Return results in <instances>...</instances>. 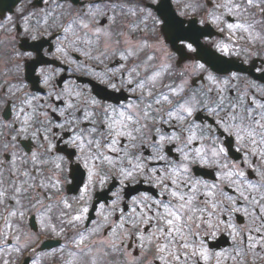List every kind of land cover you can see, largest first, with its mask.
Segmentation results:
<instances>
[{"label": "flooded vegetation", "instance_id": "flooded-vegetation-1", "mask_svg": "<svg viewBox=\"0 0 264 264\" xmlns=\"http://www.w3.org/2000/svg\"><path fill=\"white\" fill-rule=\"evenodd\" d=\"M13 1L0 0V166L22 167L20 173L11 172L3 186L8 196L15 194L12 192L10 181L14 180L19 185L26 180L25 187L33 183L37 185L35 188H29L26 197L17 196L24 206L22 210L26 211L23 225L17 224L16 218H11L14 225L20 228L19 236L22 245L39 232V222L44 214L40 205H36V208L31 207L30 199L36 197L37 193L47 191L51 200L42 197L46 204L57 206L64 198L68 199L69 203H73V198L80 194L82 182L86 183L85 170L74 161V157H70L73 160L70 165L72 171L65 173L68 175L69 183H62L60 191L39 187L40 184L48 185L58 175L54 167L55 156L67 157L69 153L75 151L65 143L73 135L65 123L66 119L79 118L81 111L91 110L74 111L68 107L69 104H82L87 97H95L104 104H111L118 109L128 104L140 105L142 108L145 101L140 100L141 91L132 90L136 87V82L145 81L156 69L161 71L162 76L167 70L166 68L162 71L164 66L170 63L176 64L181 68L182 82H157L153 96L158 97L161 92L170 95L168 86L176 88L182 86L183 99H187L197 109L191 119L202 127L212 125L216 135L228 143L231 138L215 129L211 114L204 110L205 104L215 107L218 102L217 97L221 95L215 91L216 85L208 82L209 73L218 79H224L231 72L239 73L240 79L232 81L233 86L228 87L221 95L225 105L235 103L238 97L246 99L247 95L255 96L258 102H262L260 89L264 88V71H257V69H264V49H261L259 45L249 48V51H257L259 55L227 56L231 58L229 66L234 68L224 75L214 71L202 61L203 59L213 61L216 52L219 53L215 43L225 40L219 35V27L209 22L210 17L207 13L212 8L209 0H171L173 6L167 2L168 0H43V2L20 0L12 8ZM187 3L193 6L200 5V7L192 11L184 7ZM57 4L62 7H57ZM92 5L95 7L90 9ZM136 5L141 8L146 7L151 17L139 11H131L130 9L135 8ZM89 10L97 12L94 20L87 17ZM180 12H185V15H180ZM153 18L158 22L154 23ZM245 18L249 21H264V14L256 12L254 17L249 14ZM225 19L231 22L235 17L225 16ZM201 20L206 22L201 24L199 22ZM81 21L88 23L89 28L83 29L80 26ZM166 21L167 26H164ZM70 24L68 39H64V29ZM172 24L176 29L175 44L179 45L181 55L173 48L170 35ZM206 24H211L214 28L209 29ZM258 27L259 25H257V31ZM97 28L101 29L99 34L96 32ZM32 36L37 38L32 39ZM233 37L231 41L235 42L236 37ZM91 39L96 40L95 46L90 44ZM184 39L193 43L196 51H189L184 47L180 42ZM74 40L75 44L72 43ZM144 44L148 46L142 47ZM244 47H248L245 41L237 43V50ZM57 48H64L67 54L58 52ZM77 48L79 51L75 50ZM25 51L33 52V56L31 58L17 56L18 52ZM130 51L135 52L136 55H129ZM122 56L127 58L122 59ZM149 56L152 57L151 60L148 59ZM92 59H95L97 64H92ZM198 64H203L207 70H200L196 67ZM17 65H19V71H17ZM41 68L46 69V74L50 77L47 85L40 73ZM132 68L136 69V73L132 74L133 83L129 84L127 70ZM86 78H93L98 82H90ZM189 78L192 82H187ZM105 79L109 80V83L117 84V88L109 87L103 82ZM194 80L196 82H193ZM253 84L256 85L255 88L251 87ZM77 93H81L79 98ZM56 96H61V99H56ZM177 99L180 98L177 97ZM29 100L31 104L26 103ZM151 100L152 98H148L146 102ZM160 107L161 105L153 104V108ZM170 107L163 104L159 115L152 113L155 116V125L160 129L159 134L149 121L147 129L140 133H133L137 137L134 149L129 147V141L126 138L120 139L119 147L128 151V157L122 164L109 169L106 182L103 185L94 186L90 192L88 220L82 227L90 228L93 226L92 222L101 223L105 216L108 217V222L101 227L100 232L90 238L92 241L109 242L97 243L94 246V252L99 247L102 249V254L106 253L102 255V259L98 260V264H162L155 259L157 252L154 245L146 240L140 241L131 231L123 242V230L117 229V235H111V229L115 228L121 217V212L114 211L112 205L118 195L117 207L122 209L124 216L127 217L132 214V208L136 207L132 203L134 198L139 199L143 195H148L167 200L166 196H159L161 189L156 187L152 177L164 176L163 170H170L182 162L183 156L177 149L184 148L186 138L190 135V132L186 130L187 121L165 123L161 120V116L167 119L166 113ZM136 110L140 111V108ZM61 111L65 112L64 116L60 115ZM69 112H72V117L68 116ZM25 115L31 117L28 125L22 123ZM57 124H65V128L58 129L55 127ZM48 126H51L54 135L46 131ZM85 126L84 123L80 125L82 129ZM24 127H27V131L18 135V131ZM71 127L74 129L76 125L73 124ZM192 131L198 136L201 135L200 129L193 128ZM173 134L179 139L165 141L161 149V155H166L167 160L153 158L155 153L153 144L159 142V135L171 137ZM45 135L48 136L47 141L43 138ZM207 136L208 133L205 132L202 138L193 141L190 147L197 148L203 145L211 148L212 145L207 142ZM48 141L55 145L51 152L46 151ZM238 148L239 145L231 141L229 157L240 170L245 172L244 177L233 175L230 179L226 177L222 179L224 170L199 164L191 165V174L195 179L207 182L209 185L217 184L214 202L225 201L224 206L227 207L226 197L233 196L237 198V206L247 207L250 213V215L244 212L232 214L231 222L236 225L239 235L233 239L231 232L223 231L221 226L222 230L217 233L216 238L208 240L210 251L221 253V255L219 257L212 255L207 261L201 260L199 264H217L218 260L219 264H236L237 261L264 264V218H262L264 214L258 211L253 212L256 205H249L246 201L239 200V193L236 191L239 186L248 197V201H251L254 196L261 204H264V200H261L264 187H258L256 190L248 189L249 182L257 185L261 180L260 172L264 171L261 164L264 162L256 157H249L252 168H248L244 162L245 154L237 151ZM33 152L38 154L39 159L34 165L30 160L25 164L21 159L22 154L30 158ZM107 154L115 157L123 155V153L111 151ZM141 160L146 164L143 175L137 173L134 179L124 180L121 183L123 178L119 175V168H130L129 161L135 164ZM152 168L157 171L150 175ZM24 172H28L29 175L23 176ZM184 190L187 191V189ZM203 191L204 189L201 188L198 193L201 202L207 199L202 195ZM11 206H14V202L8 199L0 203L1 210L9 209ZM75 207L76 204H73V208ZM55 210L58 215L59 207ZM136 211L140 212L141 209L137 207ZM125 229H128L127 224ZM150 230L148 226L141 228L145 235ZM44 238L59 240L58 245L53 249L60 247L61 244L67 247L62 253H57L55 256H41V259L46 258L52 264H66L73 259L70 253L75 252L76 249L70 243L71 231L67 236L60 237L50 236L48 233L41 234L39 243ZM112 240L117 245L116 251L110 248ZM141 243L144 245L143 248L139 247ZM36 244L38 243L31 245ZM73 264L77 262L74 261Z\"/></svg>", "mask_w": 264, "mask_h": 264}, {"label": "snow or ice", "instance_id": "snow-or-ice-1", "mask_svg": "<svg viewBox=\"0 0 264 264\" xmlns=\"http://www.w3.org/2000/svg\"><path fill=\"white\" fill-rule=\"evenodd\" d=\"M209 2L212 3V8L207 13L210 17L209 22L218 26L221 32L227 31L229 33V40H231L232 36L236 37V42L227 43L223 40L216 42L215 47L217 50L225 56L233 54L237 56L242 54L247 56L259 55L257 51H249V48L259 45L261 49H264V21H249L245 17L249 14L254 17L256 12L264 14V0H218V2L209 0ZM56 6L62 7L59 4ZM94 7L95 5H92L90 9ZM184 7L195 11L200 5L193 6L191 3H187ZM130 10L139 11L151 17V13L146 7L141 8L139 5H136L135 8ZM179 14L185 15V12H180ZM86 15L90 20H94L97 12L89 10ZM225 16L235 17V19L229 22L225 19ZM153 21L154 23L158 22L155 21V18H153ZM199 22L204 24L206 21L201 20ZM257 25L260 27L259 31H257ZM80 26L83 29L89 28V24L82 21L80 22ZM70 30L71 24L68 28L64 29V39H68L67 33ZM96 32L99 34L101 29L97 28ZM36 38V36H32V39ZM239 41H245L248 47L237 50V43ZM75 42V40L72 41L73 44ZM180 42L189 51H196L193 43L187 42V39ZM147 46V44L142 45V47ZM75 50L79 51L78 48ZM57 51L64 52L65 55L67 54L64 48H57ZM85 54L87 55L88 53ZM129 55L134 56L136 53L130 51ZM17 56L31 58L33 52H18ZM126 58L122 56V59ZM148 59L151 60L152 57L149 56ZM196 67L202 71L207 70L203 64H198ZM166 68L167 66H164L162 71ZM17 71H19V65H17ZM127 71L129 72L127 83L132 84L133 80L131 77L132 74L136 73V69L132 68ZM257 71H264V69H257ZM40 73L44 77V83L47 85L50 77L46 74V69L41 68ZM160 77L161 71H154L145 81L136 82V87L132 90L141 91L140 100L145 101L142 108L140 105L128 104L118 109L111 104H104L95 97H87L82 104L68 105L74 111H81L82 109L91 110L81 111L79 118L66 119L65 123L68 125V129L73 132V135L65 143L75 151L69 153L67 157L56 155L54 167L58 175L48 185L40 184L39 187L60 191L62 183H69L68 175L65 173L66 171L69 173L72 171L70 165L73 163V160L70 157H74V161L85 170L86 183L82 182L80 194L78 197L73 198V203H69L68 199L64 198L59 201V205L57 206L50 203L46 204L44 199L51 200L47 191L37 193L36 197L30 199L29 204L32 208L40 205L43 209L44 214L41 216L39 222V232L30 237L25 244L13 249L14 251L27 250L31 244L39 243V236L41 234L48 233L50 236L60 237L67 236L68 232L71 231L72 238L70 243L74 245L76 251L70 253L73 259L67 261L66 264H73L74 261L77 264H80V262L82 264H98V260L102 259V255H106V253L102 254V249L99 247L94 252V246L97 243L104 244L109 242L92 241L90 238L100 232L101 227L108 222V217L105 216L101 223L92 222L93 226L90 228L82 227L84 222L88 220L90 192L94 186L103 185L106 182L109 169L122 164L123 160L128 157V151L119 147L122 137L126 138L129 141V147L134 149L137 137L133 133H140L142 130L147 129L149 121L155 128L156 133L159 134L160 129L156 127L155 116L152 113L159 115L163 104L171 106L166 113L167 119L165 120L164 116L160 117L165 123L169 121L188 122L186 130L190 132V135L186 138L184 148L177 149L183 156V160L170 170H163L165 171L164 176L152 177L156 187L161 189L159 196H166V201L148 195H143L139 199L134 198L132 203L136 207L132 208L131 215L125 217L123 210L117 207L119 197L117 194H114L117 195V199L113 200L112 207L114 211L118 210L121 212V217L115 228L111 229V235H117V229L123 230V242V240L128 238V233L131 231L140 241L146 240L148 243L154 245L157 252L155 259L162 262V264H199L201 260L207 261L212 255L219 257L221 253H213L208 248V240L216 238L217 233L222 230L221 226H223V231L231 232L233 239L239 235L236 225L231 222V215L240 212L250 215L248 208L237 206V198L233 196L226 197L227 207L224 206L225 201L214 202L217 184L213 183L209 185L207 182L195 179L191 174V165L199 164L224 170L222 179L225 177L230 179L233 175L244 177L245 172L240 170L239 166L230 160L231 141H235L239 145L237 151L245 154L244 162L248 168H252V164L248 159L249 157H256L258 160L264 162V88L260 89L262 102H258L255 96L247 95L246 99L238 97L235 103L225 105L221 95L228 87L233 86L232 81L240 79L239 73L231 72L224 79H218L215 75L209 73L207 79L210 83L216 85L215 91L221 95H218V102H216L215 107H209L205 104L204 110L211 114L215 129L220 130L222 135L231 138V141L225 143L213 131L212 125L202 127L196 124L195 120L191 119L197 109L187 99H183L182 86L179 88L168 86V93L170 95L161 92L158 94V97L153 96V91ZM103 82L113 89L117 88V84L109 83L107 79L103 80ZM251 87L255 88L256 85L253 84ZM209 91H212V89H209ZM76 95L79 98L81 93H77ZM177 97L180 99H177ZM148 98H152L151 102H146ZM56 99H61V96H56ZM26 103L31 104V100ZM201 103L204 102L201 101ZM153 104L161 105V107L153 108ZM137 108H140V111H137ZM60 115L64 116L65 112L61 111ZM68 116L72 117V112H69ZM217 117L219 118L217 119ZM30 119V116L25 115L22 123L28 125ZM82 123L86 125L83 129L80 127ZM73 124L76 125L74 129L71 127ZM55 127L64 129L65 124H57ZM193 128L200 129L201 135L198 136L193 132ZM26 131L27 127H24L18 131V135ZM46 131L54 135L51 126L46 127ZM205 132L208 133L207 142L211 143L212 147L206 148L203 145L197 148L190 147L193 141L200 140ZM43 138L46 141L48 140L47 135ZM177 139L179 137L175 134L171 137L159 135V142L153 144V148L155 149L153 158L167 160L166 155H161L163 143ZM54 148L55 145L48 141L46 151L51 152ZM109 151L112 153H123V155L115 157L108 155ZM21 159L25 164L30 160L34 165L39 157L37 153L33 152L30 158L22 154ZM129 165L130 168H119V175L123 178L121 183L124 180L134 179L137 173L143 175L146 168V164L142 160L135 164L129 161ZM261 167L264 168V163L261 164ZM229 169H234L235 171ZM156 171L157 169L155 168L150 169V175ZM22 175L27 177L29 173L24 172ZM260 176L261 180L258 181L257 185L249 182V190L264 187V171L260 172ZM10 183L12 185V192L15 193L14 195L8 196L7 190H0V203H3L5 199L14 202L13 208L6 209L8 212L7 217H4V228L6 230L11 229L13 226L11 218H16V223L23 225L26 217V211L22 210L24 206L17 199V196L24 198L28 195L29 188L37 187L35 183L25 187L26 180L19 185L14 180L10 181ZM3 184V174L0 173V186ZM201 188L204 189L202 195L207 198L203 202L199 200L198 196ZM184 189H187V191ZM236 191L239 193V200L246 201L249 205H256L253 208V212L258 211L264 214V204H261L254 196L251 201H248V197L245 196L244 191L239 186L236 188ZM261 200H264V195L261 196ZM73 204H76L75 208H73ZM56 207H59L58 215L56 214ZM137 207L141 209L140 212L136 211ZM126 224L128 225V229H125ZM143 226H148L151 229L147 235L141 231ZM13 238L17 241L20 240L19 235ZM6 243L7 241H5ZM66 247L67 245L61 244L60 247L53 249L47 255L55 256L57 253H62ZM139 247L143 248V243ZM110 248L113 251L118 250L114 240L110 242ZM3 264H8V261H3ZM217 264H219V260Z\"/></svg>", "mask_w": 264, "mask_h": 264}, {"label": "rangeland", "instance_id": "rangeland-1", "mask_svg": "<svg viewBox=\"0 0 264 264\" xmlns=\"http://www.w3.org/2000/svg\"><path fill=\"white\" fill-rule=\"evenodd\" d=\"M89 42H90V44L93 46H95V44L97 43L96 42V40H93V39H91V40H89ZM2 214V211L0 210V215ZM5 250L4 249H2V250H0V257H5V252H4ZM11 264V263H10Z\"/></svg>", "mask_w": 264, "mask_h": 264}]
</instances>
